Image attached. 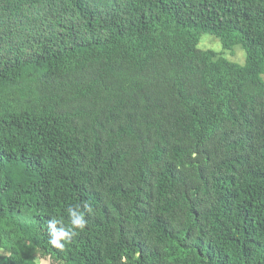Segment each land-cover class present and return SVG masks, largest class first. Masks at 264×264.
I'll return each instance as SVG.
<instances>
[{
    "label": "trees",
    "instance_id": "trees-1",
    "mask_svg": "<svg viewBox=\"0 0 264 264\" xmlns=\"http://www.w3.org/2000/svg\"><path fill=\"white\" fill-rule=\"evenodd\" d=\"M44 262L264 264V0H0V264Z\"/></svg>",
    "mask_w": 264,
    "mask_h": 264
},
{
    "label": "rangeland",
    "instance_id": "rangeland-1",
    "mask_svg": "<svg viewBox=\"0 0 264 264\" xmlns=\"http://www.w3.org/2000/svg\"><path fill=\"white\" fill-rule=\"evenodd\" d=\"M203 39H204V42L202 43V46L200 43V45H199L200 48L205 47L204 48L205 50L209 49V50L214 51V52L219 53V54L221 52L223 53L222 45H221L219 40L217 41L216 39L212 38L211 36H204ZM232 51H234L233 54H231L229 52H225L224 57H226L228 60H230L234 63L241 64L243 62L244 58L246 57V52L244 50H242L240 47H235ZM43 264H48V262H44Z\"/></svg>",
    "mask_w": 264,
    "mask_h": 264
}]
</instances>
